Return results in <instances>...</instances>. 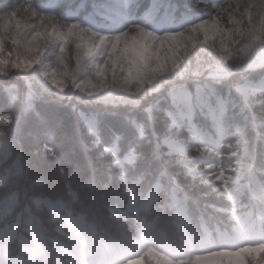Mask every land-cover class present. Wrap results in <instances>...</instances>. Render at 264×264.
I'll use <instances>...</instances> for the list:
<instances>
[{
  "label": "trees",
  "instance_id": "16d2710c",
  "mask_svg": "<svg viewBox=\"0 0 264 264\" xmlns=\"http://www.w3.org/2000/svg\"><path fill=\"white\" fill-rule=\"evenodd\" d=\"M176 2L190 8L186 17L149 27L181 30L205 15L198 7L203 0ZM86 4L89 11L78 10ZM110 4L0 0V20L6 9L19 6V20L28 28L43 27L50 35L54 29L60 36L77 25L70 34L86 39L93 28L124 26L90 21V14H106ZM46 55L53 60L56 50L50 47ZM43 67L50 68L47 60ZM39 72L0 79V117L11 119H0V264H203L197 257L221 242L264 235V175L257 173L239 197L224 196L201 179L193 160L204 152L190 156L185 143L192 134L171 121L169 112L185 94L207 82L206 73L195 75V64L137 102L84 100L67 89L57 95L43 89ZM242 91L250 98L260 89ZM262 124L249 128L254 152ZM219 264H227L225 258Z\"/></svg>",
  "mask_w": 264,
  "mask_h": 264
},
{
  "label": "snow or ice",
  "instance_id": "6c2138e0",
  "mask_svg": "<svg viewBox=\"0 0 264 264\" xmlns=\"http://www.w3.org/2000/svg\"><path fill=\"white\" fill-rule=\"evenodd\" d=\"M90 7L78 6V10ZM198 7L205 15L196 23L181 30L156 31L150 23L186 17L190 8L176 0H112L106 14L94 12L89 19L102 28L124 26L114 31L93 28L88 43L74 45L54 29L50 35L43 27L28 28L19 20V6H14L0 20V79L7 80L12 73L24 76L39 67L43 80L65 90L70 76L77 82L85 78L103 81L118 71L179 76L195 64V75L206 73L207 82L198 84L194 93H186L184 103L177 104L169 116L194 137L185 140L189 155L204 152L193 160L201 168V179L224 196L237 198L258 179L257 173L264 175V135L254 152L249 133L258 120L264 122V0H203ZM5 38L14 46L11 50ZM149 38L167 42L170 67L160 69L156 49L145 44ZM50 47L56 50L53 60L46 55ZM18 48L25 54L18 53ZM46 60L50 70L43 67ZM237 62L239 66L232 71ZM245 88L260 91L246 98ZM0 119L11 123L8 116ZM224 251L242 264H264V239Z\"/></svg>",
  "mask_w": 264,
  "mask_h": 264
},
{
  "label": "rangeland",
  "instance_id": "374dc122",
  "mask_svg": "<svg viewBox=\"0 0 264 264\" xmlns=\"http://www.w3.org/2000/svg\"><path fill=\"white\" fill-rule=\"evenodd\" d=\"M82 33H78L76 36L71 35L70 32L65 30L60 36L64 39H68L72 36L75 40L82 43H88L89 38H83ZM156 42V54L159 59L156 63L159 64L161 70L170 67L171 64V49L167 42L161 44L159 40ZM162 45V47H161ZM55 65L53 64L52 67ZM47 70H50L48 68ZM40 78V72L35 74ZM183 75H176L174 72H169L168 74L155 76L151 72H133L131 75L128 73L121 74L119 71L116 73L115 77L109 76L103 81H90L88 79H83L77 82V78L73 84H67L66 88L68 91H78L81 98L84 100L88 99H101L104 101L111 102H137L139 101L145 93L152 90L153 87H159L162 83L169 81L172 78H179ZM42 78V77H41ZM39 83L42 85L44 90L56 93L57 95L64 94V90H59L56 86L39 79ZM55 94V95H56ZM264 239V235L250 236L248 234L243 235L242 239L238 243H221L218 248L209 249L204 254H200L199 261L203 264H219L222 258H225L227 264H241V261L236 256L230 255L225 252V249H239L249 243L259 241Z\"/></svg>",
  "mask_w": 264,
  "mask_h": 264
},
{
  "label": "clouds",
  "instance_id": "9594fccd",
  "mask_svg": "<svg viewBox=\"0 0 264 264\" xmlns=\"http://www.w3.org/2000/svg\"><path fill=\"white\" fill-rule=\"evenodd\" d=\"M145 44L146 45L150 44L153 48H156V42L152 41L150 38H149V40L145 41ZM137 47H140V45H137ZM161 47H162V45H161Z\"/></svg>",
  "mask_w": 264,
  "mask_h": 264
}]
</instances>
